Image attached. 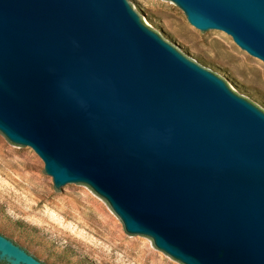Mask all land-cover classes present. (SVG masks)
<instances>
[{
  "label": "water",
  "instance_id": "95a60500",
  "mask_svg": "<svg viewBox=\"0 0 264 264\" xmlns=\"http://www.w3.org/2000/svg\"><path fill=\"white\" fill-rule=\"evenodd\" d=\"M169 1L264 62V0ZM0 133L183 264H264V109L137 0H0Z\"/></svg>",
  "mask_w": 264,
  "mask_h": 264
},
{
  "label": "rangeland",
  "instance_id": "374dc122",
  "mask_svg": "<svg viewBox=\"0 0 264 264\" xmlns=\"http://www.w3.org/2000/svg\"><path fill=\"white\" fill-rule=\"evenodd\" d=\"M137 1L168 39L264 109V62L227 34L196 29L172 1ZM70 188L63 196L40 157L0 133V235L43 264H183L133 238L90 187Z\"/></svg>",
  "mask_w": 264,
  "mask_h": 264
},
{
  "label": "trees",
  "instance_id": "16d2710c",
  "mask_svg": "<svg viewBox=\"0 0 264 264\" xmlns=\"http://www.w3.org/2000/svg\"><path fill=\"white\" fill-rule=\"evenodd\" d=\"M28 252V251H27ZM44 264H46V263H44Z\"/></svg>",
  "mask_w": 264,
  "mask_h": 264
}]
</instances>
